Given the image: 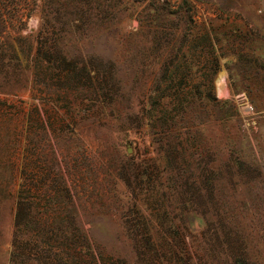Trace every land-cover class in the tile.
<instances>
[{
	"label": "rangeland",
	"instance_id": "1",
	"mask_svg": "<svg viewBox=\"0 0 264 264\" xmlns=\"http://www.w3.org/2000/svg\"><path fill=\"white\" fill-rule=\"evenodd\" d=\"M47 1L0 29V264H264V0Z\"/></svg>",
	"mask_w": 264,
	"mask_h": 264
},
{
	"label": "trees",
	"instance_id": "2",
	"mask_svg": "<svg viewBox=\"0 0 264 264\" xmlns=\"http://www.w3.org/2000/svg\"><path fill=\"white\" fill-rule=\"evenodd\" d=\"M59 1H69V0H59ZM53 2L61 4L60 2ZM76 2L74 5L75 9L81 10L79 6L86 5L88 6L91 1L90 0H73ZM96 1V0H95ZM36 0H0V29L3 31L8 30V28L11 25H14L16 21H19L23 18L24 14L27 12L28 14L31 13L33 10L34 4ZM48 4L51 7L50 2L45 0L43 11H45L44 19L48 17L49 13L47 8ZM54 6V5H53ZM4 10V12H2ZM32 36V35H29ZM47 39L42 38L41 40H38L37 45V57L35 58V65L40 68V60L41 62H44L45 64L49 65L54 68V65L60 62L65 63V65L60 66L58 69H56L58 72H64V71H70L72 68V61L68 59L69 57L66 55V53L61 50L60 48H57V46L53 43L47 42ZM204 41H207L210 45H213V41L210 38V33L206 32L205 37H203ZM199 45V44H198ZM55 47L57 50H55ZM197 47V45H196ZM200 47V46H199ZM61 63V64H62ZM8 63L6 62L5 58L0 55V68L4 71L5 67H8ZM50 68H46L47 70H51ZM6 70V69H5ZM88 74L91 72V70L86 68L85 70ZM65 76V75H63ZM173 76V75H171ZM172 95H167V98H171ZM165 99V97H164ZM176 99V97L174 98ZM166 101V100H164ZM171 101V100H170ZM165 116L170 117V112L166 110L164 112ZM125 183V182H124ZM37 213L35 211V201H33L32 195L30 190L28 189L26 192L21 191L17 195V202H16V211H15V218H14V224L18 232L15 233L16 237L18 238V233H21L22 235H25L26 237H29V239H33L34 236L39 235L40 229L38 228L37 232H34L32 230V227L34 224H37L40 226L39 223L36 220ZM34 235V236H33ZM17 243V241L15 240ZM17 245L14 246V253L16 252ZM142 256H144V251L141 252Z\"/></svg>",
	"mask_w": 264,
	"mask_h": 264
},
{
	"label": "bare ground",
	"instance_id": "3",
	"mask_svg": "<svg viewBox=\"0 0 264 264\" xmlns=\"http://www.w3.org/2000/svg\"><path fill=\"white\" fill-rule=\"evenodd\" d=\"M220 81L221 82H224L225 81V75H224V73H221L220 74ZM218 90H219V92L221 93V94H223V95H225L226 94V87H225V85H220L219 86V88H218Z\"/></svg>",
	"mask_w": 264,
	"mask_h": 264
}]
</instances>
